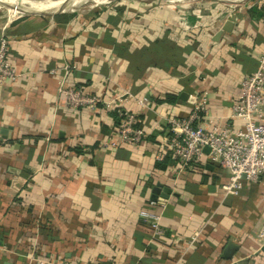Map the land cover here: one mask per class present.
I'll return each instance as SVG.
<instances>
[{
  "label": "crops",
  "instance_id": "crops-1",
  "mask_svg": "<svg viewBox=\"0 0 264 264\" xmlns=\"http://www.w3.org/2000/svg\"><path fill=\"white\" fill-rule=\"evenodd\" d=\"M169 3L0 17L20 74L0 86V264H264L261 182L226 194L219 165L182 169L164 150L195 101L204 128L240 125L231 106L264 50V0ZM61 83L136 116L146 140L105 146L114 111L70 108Z\"/></svg>",
  "mask_w": 264,
  "mask_h": 264
},
{
  "label": "built area",
  "instance_id": "built-area-1",
  "mask_svg": "<svg viewBox=\"0 0 264 264\" xmlns=\"http://www.w3.org/2000/svg\"><path fill=\"white\" fill-rule=\"evenodd\" d=\"M19 76L10 55L9 40L1 35L0 86L16 82ZM59 92L72 109L102 106L105 110L114 111L117 116L115 130L104 143L105 146H137L146 140L148 134L139 126L140 120L114 106L115 102L62 83ZM204 111L205 104L195 101L189 117L169 119L164 144L166 154L179 162L182 169H199L206 160L219 165L228 174V182L221 187L226 194H237L245 183L260 181L264 187V50L258 56L256 70L242 79L238 98L231 106L230 118L240 121V125L230 127L212 123L209 128H204L198 115L204 114ZM204 147L209 148L208 154L203 152ZM139 217L158 232L159 219L156 215L142 210ZM258 239L264 245V220L258 231ZM31 263L54 264L42 259H32Z\"/></svg>",
  "mask_w": 264,
  "mask_h": 264
},
{
  "label": "bare ground",
  "instance_id": "bare-ground-1",
  "mask_svg": "<svg viewBox=\"0 0 264 264\" xmlns=\"http://www.w3.org/2000/svg\"><path fill=\"white\" fill-rule=\"evenodd\" d=\"M78 0H38V1H29V0H0V7L8 6L10 8H15L19 11L26 10V4L36 10H45L48 9H62V8H75L79 4L76 3ZM83 2V1H82ZM30 9H28L29 11Z\"/></svg>",
  "mask_w": 264,
  "mask_h": 264
},
{
  "label": "rangeland",
  "instance_id": "rangeland-1",
  "mask_svg": "<svg viewBox=\"0 0 264 264\" xmlns=\"http://www.w3.org/2000/svg\"><path fill=\"white\" fill-rule=\"evenodd\" d=\"M29 1H34V0H29ZM35 1H38V0H35ZM69 1H71V0H69ZM108 1H110V0H104L101 3L100 2L99 3H96V2L94 3V2H92L90 0L89 1L83 0V3H81L79 5L78 9L80 10V9H86V8H89V7H101V6H104V4L106 2H108ZM126 1L127 0H111V3H113V2H126ZM154 1H155V3H164V4L166 3V4H170L169 3L170 0H157V1L154 0ZM197 1H199L200 3H203V2H211L212 0H197ZM222 1H224V0H222ZM229 1H233V0H229ZM242 1H244V0H242ZM184 2L185 1L181 2V4H183ZM173 4H180V3L179 2H175ZM227 4H230V2H228ZM26 6H27V7H25L26 10H21V11L15 9V8H10L9 7V9H8V8H5V7H2V8H0V17H2V20L6 22L8 19H11V18L14 19V18H17L19 16H26V15H28L27 12L28 13L29 12L30 13L31 12H34L33 7H30L27 4H26ZM48 8H45V10L55 11V9H48ZM28 9H30V10L28 11ZM19 13H24V14H19Z\"/></svg>",
  "mask_w": 264,
  "mask_h": 264
},
{
  "label": "water",
  "instance_id": "water-1",
  "mask_svg": "<svg viewBox=\"0 0 264 264\" xmlns=\"http://www.w3.org/2000/svg\"><path fill=\"white\" fill-rule=\"evenodd\" d=\"M71 10H75V8H74V9L62 8V9H57V10H55V11H53V12H49V13H50V14H58V13L69 12V11H71ZM223 30H226V29L223 28ZM185 97H186V94H185V93H182V94L180 95V98H182V99H183V98L185 99ZM203 152H204L205 154H208V153H209V148H208V147H204ZM161 190H162V189L160 188V186H157L156 190H154V194H155V195L159 194V192H160ZM0 243H1V242H0Z\"/></svg>",
  "mask_w": 264,
  "mask_h": 264
},
{
  "label": "trees",
  "instance_id": "trees-1",
  "mask_svg": "<svg viewBox=\"0 0 264 264\" xmlns=\"http://www.w3.org/2000/svg\"><path fill=\"white\" fill-rule=\"evenodd\" d=\"M175 99H176V97L174 96V95H167V98H166V101L167 102H175ZM115 114V113H114ZM199 115V118H202V113H199L198 114ZM115 118H116V122H117V116H116V114H115Z\"/></svg>",
  "mask_w": 264,
  "mask_h": 264
}]
</instances>
